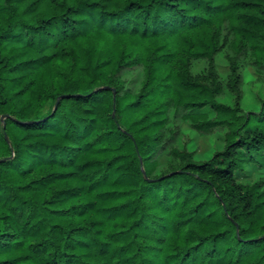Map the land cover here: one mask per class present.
I'll return each mask as SVG.
<instances>
[{
    "label": "trees",
    "instance_id": "trees-1",
    "mask_svg": "<svg viewBox=\"0 0 264 264\" xmlns=\"http://www.w3.org/2000/svg\"><path fill=\"white\" fill-rule=\"evenodd\" d=\"M0 264H264V0H1Z\"/></svg>",
    "mask_w": 264,
    "mask_h": 264
},
{
    "label": "rangeland",
    "instance_id": "rangeland-1",
    "mask_svg": "<svg viewBox=\"0 0 264 264\" xmlns=\"http://www.w3.org/2000/svg\"><path fill=\"white\" fill-rule=\"evenodd\" d=\"M0 5H1V0H0ZM221 70H223L225 72V70L222 68ZM253 72L250 71V74H252ZM245 80H246V98L244 99L243 105L246 111L251 110V109H258L259 105H258V100L255 96V93L253 92V86L250 84V82H253L255 80V77H250L249 74L245 75ZM258 86V85H256ZM190 136H191V141L189 143V149L192 151H196V158L198 160H205L208 159L211 154L214 152V148L212 150H210L211 146L208 145V139L206 137H202L200 136L198 133L196 132H190ZM207 150H210L208 153L206 152Z\"/></svg>",
    "mask_w": 264,
    "mask_h": 264
}]
</instances>
